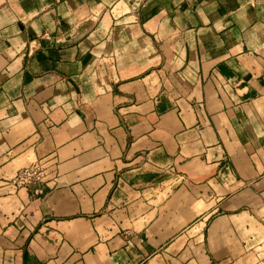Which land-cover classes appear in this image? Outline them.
<instances>
[{
    "label": "crops",
    "instance_id": "obj_1",
    "mask_svg": "<svg viewBox=\"0 0 264 264\" xmlns=\"http://www.w3.org/2000/svg\"><path fill=\"white\" fill-rule=\"evenodd\" d=\"M0 264H264V0H0Z\"/></svg>",
    "mask_w": 264,
    "mask_h": 264
},
{
    "label": "built area",
    "instance_id": "obj_2",
    "mask_svg": "<svg viewBox=\"0 0 264 264\" xmlns=\"http://www.w3.org/2000/svg\"><path fill=\"white\" fill-rule=\"evenodd\" d=\"M46 173L40 162L33 163L27 167L19 169L13 178L17 186H28L34 182L45 180Z\"/></svg>",
    "mask_w": 264,
    "mask_h": 264
}]
</instances>
